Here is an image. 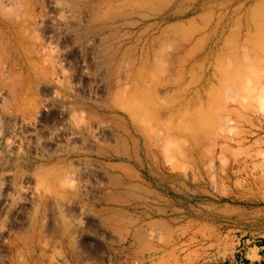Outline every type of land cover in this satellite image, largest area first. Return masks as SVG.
<instances>
[{
	"label": "rangeland",
	"instance_id": "obj_1",
	"mask_svg": "<svg viewBox=\"0 0 264 264\" xmlns=\"http://www.w3.org/2000/svg\"><path fill=\"white\" fill-rule=\"evenodd\" d=\"M16 2L0 264L264 258V0Z\"/></svg>",
	"mask_w": 264,
	"mask_h": 264
},
{
	"label": "clouds",
	"instance_id": "obj_2",
	"mask_svg": "<svg viewBox=\"0 0 264 264\" xmlns=\"http://www.w3.org/2000/svg\"><path fill=\"white\" fill-rule=\"evenodd\" d=\"M24 14V5L20 2L13 3L11 5H5L0 7V16L15 19L18 16Z\"/></svg>",
	"mask_w": 264,
	"mask_h": 264
},
{
	"label": "crops",
	"instance_id": "obj_3",
	"mask_svg": "<svg viewBox=\"0 0 264 264\" xmlns=\"http://www.w3.org/2000/svg\"><path fill=\"white\" fill-rule=\"evenodd\" d=\"M264 258L261 253L256 252L254 258L249 259L245 256V260L239 262V264H264Z\"/></svg>",
	"mask_w": 264,
	"mask_h": 264
}]
</instances>
